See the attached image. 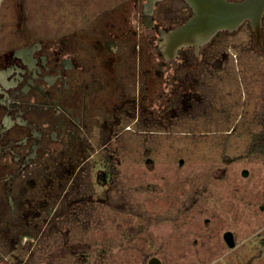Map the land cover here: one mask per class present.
Listing matches in <instances>:
<instances>
[{
	"label": "flooded vegetation",
	"instance_id": "1",
	"mask_svg": "<svg viewBox=\"0 0 264 264\" xmlns=\"http://www.w3.org/2000/svg\"><path fill=\"white\" fill-rule=\"evenodd\" d=\"M193 13L185 0L2 1L0 236H35L19 229L66 198L79 176L110 187L136 127L150 133L202 106L209 80L228 69L216 40L254 31L241 20L199 50L164 57L161 33ZM261 42L264 50V16Z\"/></svg>",
	"mask_w": 264,
	"mask_h": 264
},
{
	"label": "rangeland",
	"instance_id": "2",
	"mask_svg": "<svg viewBox=\"0 0 264 264\" xmlns=\"http://www.w3.org/2000/svg\"><path fill=\"white\" fill-rule=\"evenodd\" d=\"M216 41L228 69L202 106L136 127L110 187L76 178L19 229L35 237L0 236V264H264V50L251 31Z\"/></svg>",
	"mask_w": 264,
	"mask_h": 264
},
{
	"label": "water",
	"instance_id": "3",
	"mask_svg": "<svg viewBox=\"0 0 264 264\" xmlns=\"http://www.w3.org/2000/svg\"><path fill=\"white\" fill-rule=\"evenodd\" d=\"M3 0H0V5ZM194 13L179 27L161 33L158 49L166 58H173L177 51L186 46L199 50L211 41L222 29H235L241 20H249L254 31L255 41L262 48V20L264 0H185ZM227 234H232L228 232ZM233 235V234H232ZM234 246V238L229 241ZM148 264H162L158 257H152Z\"/></svg>",
	"mask_w": 264,
	"mask_h": 264
},
{
	"label": "trees",
	"instance_id": "4",
	"mask_svg": "<svg viewBox=\"0 0 264 264\" xmlns=\"http://www.w3.org/2000/svg\"><path fill=\"white\" fill-rule=\"evenodd\" d=\"M47 210V209H46ZM46 210H44V211H46ZM41 216V215H40ZM27 217V216H26ZM32 217V216H31ZM33 220V219H32ZM32 223H35V225H36V229H38V231H40L41 230V224H39V221H37V220H33L32 222H30V223H27V225L29 226V225H31ZM25 226H26V223L24 224ZM23 231H26V232H30L31 230H29L28 231V228H26V229H24ZM19 237H23V236H19ZM33 237H35V236H33Z\"/></svg>",
	"mask_w": 264,
	"mask_h": 264
}]
</instances>
